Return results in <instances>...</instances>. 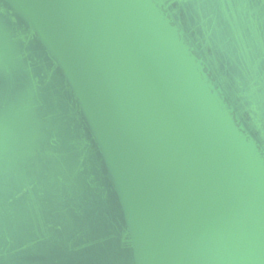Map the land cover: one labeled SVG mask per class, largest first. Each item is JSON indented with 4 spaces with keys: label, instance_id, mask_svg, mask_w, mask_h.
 I'll return each mask as SVG.
<instances>
[{
    "label": "water",
    "instance_id": "95a60500",
    "mask_svg": "<svg viewBox=\"0 0 264 264\" xmlns=\"http://www.w3.org/2000/svg\"><path fill=\"white\" fill-rule=\"evenodd\" d=\"M0 264H264V0H0Z\"/></svg>",
    "mask_w": 264,
    "mask_h": 264
}]
</instances>
